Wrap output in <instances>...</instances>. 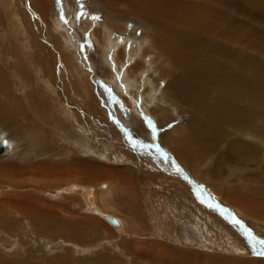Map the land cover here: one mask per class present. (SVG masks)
<instances>
[{"label":"rangeland","instance_id":"obj_1","mask_svg":"<svg viewBox=\"0 0 264 264\" xmlns=\"http://www.w3.org/2000/svg\"><path fill=\"white\" fill-rule=\"evenodd\" d=\"M21 1L24 12L18 8L20 1L0 0V108L10 114L0 118V138L11 141L13 148L0 157V264H264V256L255 254L243 235L244 229H251L264 240V82L258 103H242L251 115L221 125L217 111L212 110V119L166 91L161 48L146 47L144 52L153 60L146 74L154 86L135 84L144 67L139 56L128 63L120 52L124 65L113 74L111 54L104 55L106 28L113 30L116 41L130 36L140 43L155 33L143 18L131 14V0H50L51 9L44 6L43 13L40 0H25L30 11ZM241 6L243 12L234 22L241 19L249 25L255 11L246 2ZM29 19L38 38L27 33ZM60 19L66 22L67 41L55 25ZM252 23L260 32L256 38L262 51L245 62L256 67L262 80L264 24ZM24 34L40 45L30 49ZM72 43L80 51L64 49ZM117 43L121 51V40ZM250 44L240 47L248 50ZM38 58L48 60L52 72L30 68ZM150 113L161 126L143 121ZM193 124L207 131V141L196 146L199 156L194 147L189 151L167 140L173 136L189 142L192 138L177 130ZM151 126L156 127L155 143L148 138ZM145 131L147 137L142 136ZM72 182H78V191L68 190ZM85 191H93L103 213L122 219L124 231L88 212ZM6 198L18 199L26 209L18 202L5 206ZM62 217L69 220L57 222ZM224 237L237 240L240 248L230 249Z\"/></svg>","mask_w":264,"mask_h":264},{"label":"bare ground","instance_id":"obj_2","mask_svg":"<svg viewBox=\"0 0 264 264\" xmlns=\"http://www.w3.org/2000/svg\"><path fill=\"white\" fill-rule=\"evenodd\" d=\"M18 1H20L19 6L17 5L18 8L20 7L22 9V12H24L23 8H22V6H23L22 1L17 0V3H18ZM106 1H114V0H106ZM227 1L226 2L224 0H131V1H128L129 2L128 8L131 11V14L134 13L135 14L134 16H140V19L143 18L142 20L148 26V29L154 31L155 33L152 34V36H150V37H149L150 34L148 36L146 35L145 38H143L144 40L140 41V43H137L136 40L130 36H126V37L122 36L123 39L117 40V41L121 40V43H122L121 51H118L119 45L116 41L117 37L113 36V34H114L113 30L106 28L105 33H104V37H105L104 42L105 43H103V44H105L104 55H107L106 53L109 52L111 54L112 61L115 63L114 65H111L112 66L111 71L114 74V72L116 73V71L119 67L124 65L122 62V59L120 60V58H119L120 52L123 55L125 54V56L127 57L126 61L128 63L131 62L132 60L134 61V59L136 57L138 59V56H139L144 61V67L142 66L144 70L142 69V72L138 74V75L142 74V79L141 80H140V78L137 79L138 82L135 84L137 85L138 83L144 82L145 85L148 86V88L152 87V86H154V82H153V80L148 79L146 72L148 69L151 70L150 68H152V67H150V66H152V65H150V63L153 60L150 59V58H152L150 56L151 54H149L150 58H148V54L144 55L145 54L144 52L148 51V50L147 51L145 50L146 47L150 48V51H152L153 49L159 51L161 48V49H163V51L165 53L164 55L166 56V63L164 64L165 65L164 66V68H165L164 74L166 75V91H168L170 94L173 93V95L175 96V99H178L179 101L184 102V104L188 105L189 107H191L193 105L196 108L203 109V110H201V112L206 116L207 115L209 117L211 116L212 119L214 117V114H213L214 112L212 110L217 111V113L220 116L221 125H222V123L225 124L227 122L228 123L229 122L233 123L234 121L241 122L242 118L244 117V113L248 114L247 117H249L251 115L250 110L248 111V113L243 111L246 109H245V107L242 106V103L246 102V104L250 105V106L258 103L259 98H260L259 94L261 93V90H258V89H259L260 85H262L264 82L263 75H262L263 79L262 80L259 79L260 74L258 73L259 71L256 69V67H253L254 65L252 66L251 62H250L251 64L249 63V65H247L248 64L247 62H245L247 59V56L249 58H253L252 57L253 53L258 54L260 51H262V50H260V44L258 42V40L260 38L259 39L256 38V37L260 36V32H259L258 28H255L254 25H252L253 24L252 22L258 21V22H263V24H264V0H247V1H245V0H232L231 5H228ZM24 2H25V0H24ZM39 2H40L39 3L40 9H41V7L43 8L42 11H40L41 13L45 12L44 6L47 9L50 8V6H49L51 4L50 0H49L50 3L47 0H40ZM100 2H102V0ZM243 2H246L247 5H249V6H252V2L254 3V5L252 7H253L256 15H254L253 18L251 17L252 21L250 22L249 25L243 24L241 19H239V22H234V19H238L240 17L241 13L243 12L244 8H242V7H244L246 5V4H244V6H241V3H243ZM103 3L106 5H109L108 6L109 8L114 6L113 4L111 5V4H108L105 2H103ZM28 5L31 6L30 3L25 2V10H29V11L32 10L31 7ZM36 7H38V6H36ZM245 7H248V6H245ZM6 12L4 14H6ZM237 15H239V16H237ZM22 20H24V19H22ZM58 22L55 23V25L62 32L63 38L65 39L67 36V32H68L65 28L66 22L63 19H60ZM12 23H13V21H12ZM29 23H30V19H29V22L27 21V23H26L28 25L27 33L32 32L35 35V37L38 38L36 30L31 28ZM36 24L39 25V23H36ZM145 24H143V25L145 26ZM260 25H261V23H260ZM243 27L244 28L249 27V29H251L252 32H249L247 30L249 33H246L247 31L245 32ZM23 33H24V31H23ZM155 34L159 35V38H157L155 36ZM31 38H33V37H31ZM149 38L151 40L153 39L155 44H153V43L149 44V42H150ZM147 39H148V41L146 42ZM23 41H26V46H29V48L32 50L34 48H36L38 45H40V43H41L37 40H31L29 34L25 35ZM66 41H67V38H66ZM245 42L251 43L248 50H244L240 47ZM77 45H76V43H72V46H65L64 49L66 50L68 47H70L75 52L80 51L81 48L78 50L79 47ZM19 49L17 48V50H19ZM25 49H27V47ZM95 51L100 52V48L96 47ZM31 54H32V52H31ZM227 57H231L232 61L226 62L224 59H226ZM19 58H21V57H19ZM254 58H256V57H254ZM10 59H12V58H10ZM31 59L32 58H30V60ZM255 60L256 59H254V61ZM257 62L258 61H256L255 63H257ZM48 63H49L48 60H40V58H38V61H36L35 64H33V65H31L32 63L30 64L31 65L30 68H33V69L34 68L35 69L36 68H38V69L43 68V69H46L45 71L52 72L51 69H52L53 65L51 66ZM72 63H73V61H72ZM17 66H19V65H17ZM17 66L14 64L10 65L11 68H16ZM77 66H79V65H77ZM6 67H8V66H6ZM26 67H28V66H26ZM30 70H32V69H30ZM131 70H132V68L128 67V71H129L128 75H130V73L133 71V70L132 71ZM136 70H138V69H136ZM19 73L20 72L17 71V76ZM128 75H126V77ZM1 77H3V76H1ZM149 77H150V75H149ZM128 78H129V76H128ZM150 78H152V77H150ZM47 85L49 86V84H47ZM50 88H51V86H50ZM61 88H63V87H61ZM154 89H156V88H154ZM162 91H164V90H162ZM259 91H260V93H259ZM159 94H160V92H159ZM153 96H152V94H151V96H148V98L151 102H153V100L156 98V97L154 98ZM174 96H173V98H174ZM261 99L264 102V97H261ZM258 106H260V104ZM5 108L6 107L0 108V118L2 116L3 117H9L10 116V114L6 113L3 110ZM148 108H149L148 106H145V110L146 109L149 110ZM9 110H11V109H9ZM163 113H165V112H163ZM229 113H231V114H229ZM232 113H237L236 117H231ZM143 117H144V120H143L144 122H147L150 119L155 126H161L160 122H159L160 120L158 119L157 115H155L154 113H150V118H148L146 116H143ZM165 118H166V115H165L164 119ZM229 118H236V119L232 120V121H228L227 119H229ZM27 119H29V118H27ZM221 119H222V121H221ZM195 125L196 124H193L191 126H188L187 128L179 127L177 130L180 132L177 134L188 135V137H191L192 139L189 140V142L185 141V138L182 139L181 137H176V138L171 139L173 136L172 137L167 136L168 137L167 140L171 141V143H172L171 145H174V147L176 145L177 146L183 145L186 147V150H189V151H191V148L194 147L193 148L194 154H196V156H199L200 154L196 152L197 151L196 146L198 147L199 144L207 141L205 139L207 131H206V129H204V126L198 127L199 125H196V126ZM155 126H151V128L149 129V133L147 131H145L144 134L142 135L144 137H147V133H148V138L151 141V143H155L154 141H157V139H158V136H155V132H156ZM83 130H84V128H83ZM250 130H251V128H250ZM234 134H236V133H234ZM167 135H169V134H167ZM86 137H88V136H86ZM1 139L2 138H0V143L6 142L3 139L2 140L4 142H2ZM6 146H7V152L5 154H3L2 156L7 155V154L9 155V153L11 152V149L13 150L11 141H10V143H9V141H7ZM256 153H257V151H256ZM193 168H196V167H193ZM77 183L78 182H76V183L72 182L71 183L72 186L69 185L70 187L68 186V188H69L68 190L69 191L77 190L78 189ZM108 186H110V185H108ZM103 188L107 189V186H103ZM83 190H85V188ZM86 192L87 191H85V193H82V194H84L83 198H85V202L87 203V206L89 207V208L87 207L88 212L93 213L94 215L99 216V217L103 218L104 220L108 216L114 217L115 220L117 221V223H111L110 222L109 224L119 232L124 231L125 225H124V222L122 221V219L115 217L113 215L103 213L101 211V209L99 208L96 200H95V196L93 195V191L90 194L88 192L89 195H85ZM108 192H109L108 190L104 191L105 194ZM73 194H76V193L73 192ZM1 202H5V201L1 199ZM17 202L19 203V206L23 207L22 203L19 202L18 199L12 201V200H8L7 198H6L5 206H13V205L17 206ZM167 206L170 207L169 205H167ZM24 209H26V208H24ZM38 210H40V209H38ZM163 210H165V209H163ZM193 211H195V208H193ZM57 212L58 211H56V214H57ZM37 213H39V212H37ZM60 214H62V213H60ZM155 215H157V214H155ZM64 216L66 217V215H64ZM173 216H174V214L172 215V217ZM66 218H68V217H66ZM66 218L62 217L57 222L64 223V222H66L65 220H69ZM73 222H75V221H73ZM192 222H194V219ZM161 223L163 224V222H161ZM178 223H179V221H178ZM180 224H181V222H180ZM206 224H208V223H206ZM195 226H196V224H195ZM190 227H192V226H190ZM44 228H47V227L44 226ZM158 230H160V228L157 229V231ZM195 231L197 233L196 235L198 236L200 234L198 228H196ZM228 236H229V234H228ZM185 238H186V240L184 239L185 241H194L193 238H191V237H185ZM225 239L227 240L226 245L230 249L234 248L232 246H236L237 249L240 248L238 246L237 240H234L232 238L229 239L228 237ZM197 240L200 241L199 244L204 243V241H203L204 239L200 235L197 238ZM232 240L234 242H232ZM16 245H15V249H16ZM74 246H76V245H74ZM76 250H80V247L76 246Z\"/></svg>","mask_w":264,"mask_h":264},{"label":"snow or ice","instance_id":"obj_3","mask_svg":"<svg viewBox=\"0 0 264 264\" xmlns=\"http://www.w3.org/2000/svg\"><path fill=\"white\" fill-rule=\"evenodd\" d=\"M129 142L136 144L135 141H133L131 139V137H129ZM5 146H6V142H4ZM239 223V222H238ZM243 235L245 237V239L248 241L249 247H251L253 249V252L259 256H264V250H261V248H257L256 245L259 244L262 246V248H264V240H258L254 234L252 233L251 229H244L243 230Z\"/></svg>","mask_w":264,"mask_h":264},{"label":"water","instance_id":"obj_4","mask_svg":"<svg viewBox=\"0 0 264 264\" xmlns=\"http://www.w3.org/2000/svg\"><path fill=\"white\" fill-rule=\"evenodd\" d=\"M7 152V146L4 143H0V157ZM107 221L111 223H117L114 217H106Z\"/></svg>","mask_w":264,"mask_h":264}]
</instances>
